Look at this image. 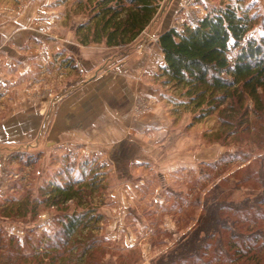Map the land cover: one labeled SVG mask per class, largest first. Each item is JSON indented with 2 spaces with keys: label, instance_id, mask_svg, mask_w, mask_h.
I'll use <instances>...</instances> for the list:
<instances>
[{
  "label": "rangeland",
  "instance_id": "374dc122",
  "mask_svg": "<svg viewBox=\"0 0 264 264\" xmlns=\"http://www.w3.org/2000/svg\"><path fill=\"white\" fill-rule=\"evenodd\" d=\"M233 1L246 7L247 16L252 18L247 37L258 38L264 34V0ZM225 2L226 0H208L202 3V7L184 4L175 14L176 26L182 28L180 26L184 24H178L182 19L183 23L190 21L193 22L190 24H196L210 7ZM162 7H170L168 0H163L158 14L162 12ZM198 13L201 14L200 18L197 17ZM85 20V0H0L1 44H28L24 54H30L35 49L38 55V58L24 60L14 57V51L12 54L9 51L13 58L11 57L10 64L2 66V71L9 75L10 81L6 89L0 90V126L3 122L10 121L11 129L0 131V136L3 137L0 138V227L9 236H17L22 245L29 234L49 233L56 228V220L63 214V210L66 212L65 209L40 204L38 215L22 219L3 217L1 207L11 206L29 192L37 196V188L45 180L59 178L58 180L63 181L64 177L56 174L73 166V171L68 173L70 177H82L85 182L96 185V189L92 194V204L89 199L82 201L81 207L76 202H70L68 212L87 206L97 208L102 217L95 222L94 234L105 238L106 242L103 244L110 249L106 257L111 255L114 264H148L192 226V220L185 225L183 212L186 211L187 203L200 196V191L204 188L201 195L223 177L230 175L237 169L240 161L229 163L224 160L218 165L217 171L211 170L207 163H215L225 154H234L242 147L238 142L225 145L213 141V133L218 128L216 117L193 121L190 107L170 99L177 96L178 91L161 83L158 76L160 66L155 63L158 57L164 56L155 44L161 31L160 22L154 29L152 23L133 44L108 48L103 43L80 44L75 29ZM44 45L49 50L48 59L39 58L40 53L45 52L42 47ZM88 67L98 69L95 74L121 72L129 74L132 79L137 78L134 73L142 75L137 78V82L141 83L143 79V84H150L154 88L155 103L168 110L166 116L170 120V130H184L188 134L189 143H195L189 144L187 149H195L196 152L203 149L201 153L206 155L205 160H196L190 167L173 170L168 178L163 179L151 169L148 158L137 161L130 155L139 153L137 155L140 156L142 152L141 155L146 157L148 151L143 147L126 142L125 145L120 143L121 145L109 148L88 141L90 139L85 140V135L79 128L85 123V113L80 118L81 121L84 119L82 124L75 125L72 129L64 126L47 129L41 135L32 132L31 137L25 139L18 136L20 130L17 132L18 129L13 127L17 125L18 114L12 116L11 112L16 111L17 104L23 102L25 97H29L27 94L33 92L32 88H38L42 93L51 88L52 96H58L59 105L63 106L67 92L70 94L73 91L77 96L87 88L91 73L94 72L87 71ZM124 92L128 95L131 91ZM137 101L140 107L149 105L144 96H139ZM253 106V99L247 96L248 120H253L254 124L256 119ZM114 108L118 109L116 106ZM94 116L93 113L87 114V118ZM109 119L110 123L114 121L112 117ZM59 124L60 122L58 126ZM260 124L264 127V119L255 124L258 136L255 132L247 133L249 140L252 135H256L255 142L258 144L264 139V129ZM146 133L145 129L142 136L145 137ZM213 142L218 144L215 156L217 159L213 157ZM249 148L247 143V152ZM121 154L122 159L118 158ZM263 154L264 148L256 151L250 155L247 164ZM141 164L144 167L137 169ZM222 171L223 175L213 182L216 174ZM176 190L183 191L187 196L183 204L180 202L179 206L174 207L172 204ZM244 195L245 191L241 190L231 197L238 200ZM180 206L183 211L179 210Z\"/></svg>",
  "mask_w": 264,
  "mask_h": 264
},
{
  "label": "trees",
  "instance_id": "16d2710c",
  "mask_svg": "<svg viewBox=\"0 0 264 264\" xmlns=\"http://www.w3.org/2000/svg\"><path fill=\"white\" fill-rule=\"evenodd\" d=\"M162 2L85 0L86 20L75 29L77 40L108 48L131 45L151 26ZM247 13L239 2L226 0L210 7L196 24L173 26L158 36L165 58L158 76L163 85L178 91L170 99L190 107L193 121L216 117L212 140L225 145L238 142L242 149L207 163L217 171L224 160L240 161L230 175L187 203L185 225L192 220V226L148 264H264V154L247 164L264 148V139L259 144L256 135L247 139L250 132L258 136L255 124L264 119V34L247 37L252 20ZM247 96L254 102V124L248 120ZM72 167L56 174L63 181L45 180L37 188L39 199L29 192L1 207L3 217L22 219L38 215L40 204L66 212L51 232L29 234L24 245L0 227V264H114L111 255L106 257L110 249L103 244L105 238L94 234L102 213L93 206L68 212L70 202L81 207L89 199L92 204L96 189L82 177H70ZM222 175L223 171L217 173L213 182ZM241 190L243 197H231ZM186 196L176 190L172 206L183 204Z\"/></svg>",
  "mask_w": 264,
  "mask_h": 264
},
{
  "label": "crops",
  "instance_id": "0c3cea01",
  "mask_svg": "<svg viewBox=\"0 0 264 264\" xmlns=\"http://www.w3.org/2000/svg\"><path fill=\"white\" fill-rule=\"evenodd\" d=\"M186 1L187 0H168L170 5V7H168L169 9L162 7V12L157 15V19L153 22V29L159 22L160 33L165 29L176 26L175 14L179 12ZM190 11L191 10H186V12ZM182 12L186 13L184 11ZM181 16L185 18V16ZM200 16L201 14L198 13L197 17L200 18ZM183 20L184 19L179 21L178 24L193 23L190 21L183 23ZM14 36L15 34L13 37ZM1 39H3V37ZM1 39L0 90H3L8 87L10 81L9 75H6L5 71H2L3 64H10V59L11 57L13 58V56L16 58L21 57V59L24 60L30 58L31 60L32 58H38V55L35 49L30 54H24L25 47L28 44H1ZM155 44L158 45L157 42ZM42 47L45 48V52L40 53L39 58L48 59L47 52L49 50L46 48V45ZM9 51H11V54L13 53L12 51L15 52L13 56L9 54ZM138 51H140V49ZM31 55H34V57ZM89 70H94V72L91 73L92 76H90L88 80L87 88L82 91L81 95L76 94L77 96H75L73 91L70 94L67 92L65 94L66 99L62 102L63 106L59 105L58 96L57 98L52 96L53 92L51 88L45 93H42L38 88H32L31 91L33 92L27 94L29 97H25L23 102L17 104L16 111L11 112L13 114L12 116L18 114L16 118L17 125L13 126L18 129L17 132L20 130L18 136L20 135L25 139V137H31L32 132L34 134L38 132L41 135V133H45L47 129H57V127L63 128L64 126L65 128L72 129L73 126L82 124L84 119L81 121L80 118L85 113V123L79 127L83 136L85 135V140L90 139L88 141L103 144L109 148L116 147L120 143L125 145L126 142L141 146L148 151L146 157L145 155H141L142 152L140 156L137 155L139 153L130 155L134 156L137 161L148 158V161L152 165L151 169L158 172V175L162 176L163 179L168 178L173 170H178L187 166L190 167L196 160H205L204 158L206 155L203 156L201 153L203 149H199L197 152L195 149H187L189 144L192 143H189L188 134H186L184 130L180 131V129H178L176 132L170 130V120H168L166 116L168 110H164V106L155 103L156 92L154 88L150 86V84H143V79H141V83L137 82V78L142 75L134 73V76L137 78L132 79L129 77V74L121 72H114V74H95L98 69L95 70L93 67H88L87 71ZM150 83L153 85L152 82ZM124 91L131 92H128L127 95ZM31 94L32 96H30ZM106 94H108V96H106ZM139 96H144L145 99L149 101L147 107H140L137 104ZM115 106L118 109H115ZM89 113H93L95 116L87 118V114ZM110 117L114 119L112 123L109 122L111 120L109 119ZM90 119L92 120L90 121ZM59 122L60 124L58 126ZM10 126V121L3 122V125L0 126V131L3 132L6 129H11ZM13 127L12 130H14ZM145 129L148 133L143 137L142 135H144L143 131ZM0 138L3 137L0 136ZM3 141L9 143V141ZM194 144L195 143L192 145ZM212 147L214 148L213 157L217 159V157H215L218 151L217 142H213ZM116 155H118V153ZM122 156L121 154L118 158L122 159ZM141 167H144V165H139L137 169Z\"/></svg>",
  "mask_w": 264,
  "mask_h": 264
},
{
  "label": "built area",
  "instance_id": "2783aa9c",
  "mask_svg": "<svg viewBox=\"0 0 264 264\" xmlns=\"http://www.w3.org/2000/svg\"><path fill=\"white\" fill-rule=\"evenodd\" d=\"M208 0H187L185 5H197L198 7L201 6L202 7V3H206ZM232 59L235 58L234 52L230 54ZM155 63L158 66H163L165 64V58L163 55H161V57H158L155 60Z\"/></svg>",
  "mask_w": 264,
  "mask_h": 264
}]
</instances>
